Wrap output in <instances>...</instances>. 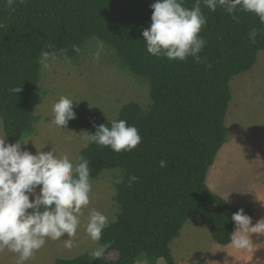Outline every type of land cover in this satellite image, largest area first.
<instances>
[{
    "label": "trees",
    "instance_id": "16d2710c",
    "mask_svg": "<svg viewBox=\"0 0 264 264\" xmlns=\"http://www.w3.org/2000/svg\"><path fill=\"white\" fill-rule=\"evenodd\" d=\"M155 0H19L12 8L0 0V120L3 135L10 142L35 131L34 114L40 94L42 50L66 49L77 61L90 38H98L113 53L118 66L148 86L149 105L135 101L122 104L114 119L126 120L139 130L141 143L131 152H113L95 143L79 150L89 161L90 178L104 170H117L114 201L116 222L110 223L97 243H109L104 256L93 260L91 252L54 264H176L170 244L184 223L199 219L218 245L231 242L235 230L232 215L248 206H232L206 185V174L226 142L224 123L232 100V79L249 70L264 51V24L249 12L228 14L204 6L206 25L199 35L206 39L199 53L169 61L147 52L142 31L150 26ZM195 0H185L191 8ZM255 28L252 41L248 33ZM51 44L53 49L46 46ZM73 45L81 52L73 51ZM59 60H63L60 56ZM211 65V67H208ZM21 91L14 93L13 88ZM76 119L66 129L95 132L93 124L112 119L99 116L73 101ZM113 119V120H114ZM166 162L165 167L160 161ZM138 179L129 186V177ZM116 253L115 259L109 254ZM189 264H203L197 261Z\"/></svg>",
    "mask_w": 264,
    "mask_h": 264
},
{
    "label": "rangeland",
    "instance_id": "374dc122",
    "mask_svg": "<svg viewBox=\"0 0 264 264\" xmlns=\"http://www.w3.org/2000/svg\"><path fill=\"white\" fill-rule=\"evenodd\" d=\"M86 44L77 61L65 63L58 59L52 63L51 70L41 67L40 94L34 111L37 116L35 131L20 140L28 141L22 148L32 154L53 149L57 156L67 154L77 162L79 150L84 146L81 139L84 132L57 128L50 123L52 105L60 96L77 100L92 113L112 120L122 104L135 101L144 108L150 103L147 84L124 72L107 46L100 60L94 61L92 54L96 50V41L90 38ZM230 88L233 98L224 119L228 137L207 171L206 185L230 205L244 206L250 204L243 205V202L264 194V51L258 52L257 61L249 70L232 79ZM0 134H3L2 127ZM118 177L117 170H104L91 180V203L83 209L81 226L75 237L78 247L66 248L64 239L68 237L65 234L60 240H48L27 264H54L57 258L70 259L95 250L97 243L87 236L83 225L91 209L110 218L115 216L117 207L113 197ZM260 215H253L251 209L252 225L264 219ZM250 234L257 240L252 242V249H260L259 256L240 253L231 242L216 244L206 224L199 219L188 220L172 240L170 250L176 264L197 261H203V264H264V233ZM109 258L115 259L116 253H110ZM16 260L17 254L8 250L0 252V264H16ZM135 264H146V261L141 259ZM157 264H164V261L159 259Z\"/></svg>",
    "mask_w": 264,
    "mask_h": 264
},
{
    "label": "clouds",
    "instance_id": "9594fccd",
    "mask_svg": "<svg viewBox=\"0 0 264 264\" xmlns=\"http://www.w3.org/2000/svg\"><path fill=\"white\" fill-rule=\"evenodd\" d=\"M17 0H5L6 6L13 8ZM25 0H19L24 3ZM185 0H155L150 5L152 14L150 26L142 31L147 52L157 58L165 57L169 61H185L192 57L195 62L203 63L199 53L203 50L206 39L199 33L206 25V16L201 9V0L189 9L184 6ZM205 7L215 12L223 8L228 14L249 12L255 14L264 24V0H202ZM6 25L0 21V29ZM255 41L257 30L248 33ZM96 50L92 54L94 61H99L105 52V43L98 38ZM53 49L51 44L46 46ZM73 51L79 54L80 47L73 45ZM62 56L65 63H71L66 49L52 51L42 50L38 63L45 70H51L52 63ZM211 67V65H208ZM21 91L20 86L12 89ZM73 101L60 96L52 105L50 123L57 128H69V121L76 119ZM2 127V122H0ZM95 132L84 130L81 139L84 147L95 143L110 147L113 152H131L142 141L139 130L128 125L126 120L114 119L108 124L95 125ZM7 136L0 134V252L8 250L17 254L16 264H27L34 254L45 246L48 240L64 239L68 249L78 247L75 239L81 226L83 209L91 203L92 181L89 161L78 157L77 162L67 154L57 156L55 151H36L32 154L22 148L27 142L17 140L8 143ZM71 139V137H68ZM42 149V148H41ZM160 166L166 162L161 160ZM138 177H129V186ZM120 181H117L119 183ZM39 187V192L37 188ZM30 196L32 199H30ZM227 202V201H225ZM31 210V211H28ZM235 230L231 233V244L240 250H252L250 233H264V219L252 225V219L238 209L231 217ZM116 218L91 209L83 227L87 236L96 243L101 240L103 230ZM109 243L100 244L91 252L93 260L101 259Z\"/></svg>",
    "mask_w": 264,
    "mask_h": 264
},
{
    "label": "crops",
    "instance_id": "0c3cea01",
    "mask_svg": "<svg viewBox=\"0 0 264 264\" xmlns=\"http://www.w3.org/2000/svg\"><path fill=\"white\" fill-rule=\"evenodd\" d=\"M258 194V193H257ZM243 205L244 204H250V205H244V206H249L252 211H253V215L255 216H259V214H261L260 216H264V194L261 195V194H258L256 196H254L253 198H251L249 200V202L245 201L242 203ZM256 211V213H255ZM250 236V239H251V242H256L253 238V235L249 234ZM240 250V249H239ZM241 251H243L246 254H254L255 256H259L260 255V249L257 251V249H255V251L252 249V250H240V253Z\"/></svg>",
    "mask_w": 264,
    "mask_h": 264
}]
</instances>
